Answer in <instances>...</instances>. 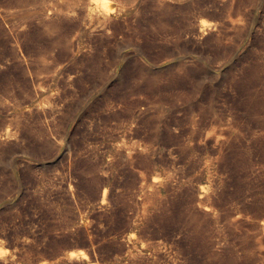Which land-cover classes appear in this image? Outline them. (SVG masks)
<instances>
[{"label":"rangeland","instance_id":"1","mask_svg":"<svg viewBox=\"0 0 264 264\" xmlns=\"http://www.w3.org/2000/svg\"><path fill=\"white\" fill-rule=\"evenodd\" d=\"M93 2L0 0V264H264V0Z\"/></svg>","mask_w":264,"mask_h":264},{"label":"bare ground","instance_id":"2","mask_svg":"<svg viewBox=\"0 0 264 264\" xmlns=\"http://www.w3.org/2000/svg\"><path fill=\"white\" fill-rule=\"evenodd\" d=\"M93 1H95V2H104L105 0H93ZM91 2H92V0H91ZM95 2H93V3H95ZM70 256L73 257V256H75V254L72 253Z\"/></svg>","mask_w":264,"mask_h":264}]
</instances>
